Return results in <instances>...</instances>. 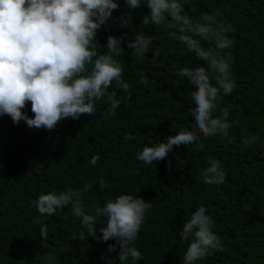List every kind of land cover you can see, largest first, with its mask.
<instances>
[{"label": "trees", "instance_id": "obj_1", "mask_svg": "<svg viewBox=\"0 0 264 264\" xmlns=\"http://www.w3.org/2000/svg\"><path fill=\"white\" fill-rule=\"evenodd\" d=\"M117 3L112 17L97 30L95 42L98 57L107 53L109 36L121 38L123 52L114 58L123 66L130 98L120 103L115 115L109 113L111 102L105 97L96 102L92 115L66 118L51 130L0 116V264H46L48 256L56 264H105V258L120 264L119 246L116 252L108 251L114 240L98 241L91 235L86 241L72 239L84 229L71 204L40 217L47 226L43 240L41 224L34 223L40 214L31 201L41 193L69 188L82 193L89 214L121 193L152 204L135 241L143 254L137 264H183L190 241L179 233L202 204L214 219L213 230L221 237L223 250H211L196 264H264V0H189L184 6L193 19L206 13L233 29L228 34L233 47L225 52L232 58L235 88L222 94L214 112L220 115L221 109H229L232 126L227 137L201 136L189 149L173 145L152 165L138 161L137 151L166 142L180 131L195 130L194 86L173 66L204 65L168 34L170 29L143 24L149 11L146 4L132 9L125 0ZM141 33L154 40L150 51L138 56L128 43ZM205 71L215 85L218 73ZM116 91L118 97L128 95ZM23 111L34 116L31 102ZM129 133L134 139L125 141ZM93 155L100 157L95 166L90 164ZM211 158L223 164L227 173L223 184L209 185L201 177ZM101 179L112 187L101 190ZM105 220L98 218V229Z\"/></svg>", "mask_w": 264, "mask_h": 264}, {"label": "clouds", "instance_id": "obj_2", "mask_svg": "<svg viewBox=\"0 0 264 264\" xmlns=\"http://www.w3.org/2000/svg\"><path fill=\"white\" fill-rule=\"evenodd\" d=\"M125 3L132 9L146 4L149 11L143 24L170 29L168 34L182 41L187 51L204 65L179 69L173 66L179 77L194 86L191 118L193 128L198 131H180L166 142L145 145L137 151L136 159L152 165L163 160L173 145L189 149L201 141V136L227 137L232 126L227 119L230 110L223 108L220 115L214 112L222 94H230L235 88L232 58L225 52L233 47L228 35L233 31L231 25L220 24L206 13L199 19L191 18L184 7L189 0H125ZM118 7L117 0H0V116L8 115L14 123L23 120L30 128L51 130L66 118L92 115L96 102L105 97L111 102L109 113L115 115L120 103L130 98L123 66L114 58L123 52L121 38L109 36L107 53L98 57L95 42L97 30ZM153 40L151 35L137 34L128 47L134 49L135 55L143 56L150 51ZM202 42H207L208 47ZM93 57L97 58L89 69ZM205 68L218 73L215 85L210 83ZM116 89L128 95L118 97ZM27 102H31L33 117L23 111ZM132 139L131 133L124 137L125 141ZM99 159L93 155L90 164L95 166ZM139 172L134 170L136 175ZM226 176L223 164L215 158L201 172L203 181L209 185L223 184ZM110 187L100 180L101 190ZM81 196L80 191L69 188L41 193L31 201L40 214L34 223L41 224L43 240H47V226L40 217L54 215L71 204L73 215L81 218L84 229L78 236L73 234L72 239L86 241L91 235L98 241L114 240L108 251L116 252L119 246L120 264H137L143 259L135 241L152 204L137 195L121 193L103 206L96 205L94 214H89ZM100 217L106 220L98 229ZM214 223L205 205L192 212L179 233L182 239L190 241L182 257L183 264H196L211 250H223L221 237L213 230ZM98 231L102 235H97ZM45 260L46 264H56L51 256ZM105 264H113L112 259L105 258Z\"/></svg>", "mask_w": 264, "mask_h": 264}]
</instances>
